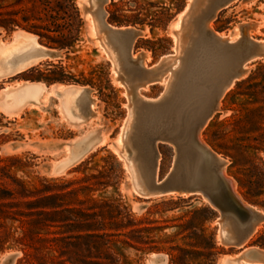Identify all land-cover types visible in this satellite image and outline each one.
I'll return each instance as SVG.
<instances>
[{
    "label": "rangeland",
    "instance_id": "1",
    "mask_svg": "<svg viewBox=\"0 0 264 264\" xmlns=\"http://www.w3.org/2000/svg\"><path fill=\"white\" fill-rule=\"evenodd\" d=\"M189 2L191 0H185L178 11L173 9L169 0H107L104 4L106 21L108 12L116 9L123 16L137 15L139 19L146 20L142 26H132L141 31V36L132 45L134 61L138 63L141 58L145 67L150 68L148 80L153 82L146 86L145 82L131 80L118 72L110 55L95 40L93 18L87 14L93 10L94 0H75L84 28L82 42L75 47L74 52L34 66L38 73L33 74L36 77L40 73L46 74L48 70L62 69L73 81L85 80L91 85L73 82L46 85L43 82L27 81L43 84L50 94L41 105H24L15 113L11 111L12 99L20 97L21 94L17 95V92L23 90L24 83H27L23 81L25 74L21 72L9 81L10 76L1 77L3 70L0 65V158H17L19 163H16L17 167L13 170L17 176L30 183H36L40 177L74 180L118 167L121 179L117 190L108 188L106 195L115 199L120 195L122 205L133 218H145L143 226L154 227L155 230L143 236L153 240L152 245L160 249L158 252H138L125 248L129 264H168V253L181 256V260L174 264H235L233 259L244 252L253 253L255 249L264 254V222L260 230L243 246L232 247L223 242L225 237L221 227H224L225 218L219 217L220 214L202 196L169 194L143 200L138 196H144L134 189L132 175L136 176V173L129 162L133 160V153L127 135L130 118L133 116L130 112L133 113V104L138 98L155 101L166 93L168 76L177 70H173L176 67L174 62H179L187 46L183 39L187 29L185 26L182 28L181 23L185 21L183 18ZM200 2L202 8H205L207 2ZM163 7L170 8L165 29L155 28L151 33L147 22ZM184 7L177 22L173 23L177 13ZM146 14L151 16L146 17ZM245 24L249 27L255 25L247 29V35L263 44L264 0H238L210 21L212 31L232 39L239 37L234 34L236 28ZM20 31L25 32L17 29L7 34L0 30V44H10L15 33ZM97 39L104 40V34H98ZM37 43L40 44L38 40ZM142 55H146V58ZM247 64L248 70L240 79H253L240 88L236 87L239 82L235 84L234 81L231 88L226 90L220 101V111L200 131L199 140L226 161L223 175L234 180V192L244 202L264 212V207L260 206L264 205V151L256 149L260 146L264 148V58L253 59ZM19 85H22L21 89ZM58 86L67 89L59 91ZM78 86L91 88V98L94 100L89 105L93 115L89 117L87 114L82 123L71 119V103L65 101V95L76 93ZM24 88H27V96H36L37 88ZM118 138L123 139L121 147ZM170 147L158 146L160 159L156 177H163L167 172L172 156ZM236 180H240L244 188L240 189ZM129 181L132 183L131 188ZM258 190L261 193L258 197L249 201L245 199L247 191L255 195ZM221 235L223 237L219 238ZM173 247L175 249L171 250ZM20 257L21 253L16 249L4 250L0 252V264H16Z\"/></svg>",
    "mask_w": 264,
    "mask_h": 264
},
{
    "label": "trees",
    "instance_id": "2",
    "mask_svg": "<svg viewBox=\"0 0 264 264\" xmlns=\"http://www.w3.org/2000/svg\"><path fill=\"white\" fill-rule=\"evenodd\" d=\"M184 1L169 0V4L178 11ZM169 10L163 7L152 15L147 22L151 33L155 28L165 29ZM107 21L116 27L146 22L137 15L123 16L119 9L109 11ZM83 28L75 0H0V30L31 33L41 45L62 49L66 56L82 42ZM22 73L23 80L46 85H91L85 80L73 81L62 69L36 77V67ZM252 79H244L236 87ZM260 147L256 149L264 151ZM16 163L19 160L15 157L0 158V252L18 250L21 257L16 264H129L125 248L160 251L152 245L153 240L143 236L155 228L144 227L145 218H133L120 195L116 199L106 195L108 188L117 190L121 179L118 167L74 180L40 177L30 183L17 176L13 170ZM236 182L244 188L240 180ZM260 194V190L255 195L247 191L244 197L249 201ZM168 256V264L181 260V256Z\"/></svg>",
    "mask_w": 264,
    "mask_h": 264
},
{
    "label": "bare ground",
    "instance_id": "3",
    "mask_svg": "<svg viewBox=\"0 0 264 264\" xmlns=\"http://www.w3.org/2000/svg\"><path fill=\"white\" fill-rule=\"evenodd\" d=\"M94 1L95 6L93 10L87 14L93 18V28L95 31L93 36L95 37V40H97L105 49V53L110 55L113 65L118 72L125 74L131 80L145 82L144 86L152 83V80H148L150 68L145 67V62H143L141 58L138 63H135L134 61L135 56L132 55V45L136 38L129 40L126 36L112 33L110 42H108L106 32L105 30H101V22H99L98 18L103 12V6L107 0H105V2H103V0ZM237 1L238 0H232L228 6ZM228 6H226V8ZM97 11L98 16L96 15ZM212 19L213 18L207 21L201 20V24L203 25V28L206 27L207 30L211 31L217 39L206 38L200 31L199 38L196 40L193 48L187 51L185 59H183V55L181 54L182 56L179 59V62L178 60L174 62L176 67H174L173 70H177L168 76L165 88L166 93L158 100L148 101L145 98H138L133 104V113L130 112V114L133 115L132 118H130L131 123H129V128L128 126L126 128L129 130V133L127 134L128 141L134 156L132 161L129 159L131 168L133 167V170L136 173V176L132 175L135 186L134 189L139 194L146 196L147 187L150 185L151 177L153 176V178H156L160 155L158 151L156 152L155 148L151 150L149 145L146 146V141H149L150 137L153 136H159L165 140H179L180 138L181 140L178 144H181L182 146L180 155L181 161H178L174 170V177L177 180L176 182L179 183L182 181L181 183H184V181H187V184L189 182L192 184L198 180L204 187L203 189L207 190L209 184L208 180H214V177L221 176L226 180V184L230 186V190L244 207L263 216V212L258 211L255 207L244 202L241 197L234 192V180L230 178L227 179L223 175L226 161L205 146L203 144L204 142L202 143L199 140L200 131L210 118L205 120L199 128H197V126L202 122L207 110L213 105L221 83L227 76L236 73L239 70L241 54L245 53L248 49L251 50V42L261 44L247 35V29H251V26L254 27L255 25H251L250 27L247 24L240 25L236 28L234 33L235 35H239V37L232 39L231 37H223V35L212 31L210 27V21H212ZM112 29L114 30L115 27L113 26ZM120 29L123 30L125 28L121 27ZM98 34H104V40H98ZM1 45L2 44H0V46ZM262 45L264 46V43ZM187 47L188 46H186V48ZM44 51V47L37 43L35 35L21 31L20 33H15L14 40L8 45H2V49L0 50V65L3 70L1 77L21 73L44 61H48L45 58H36L38 54H43ZM143 57L146 58V55ZM246 65L248 64H243L241 67L242 70H244L243 74L248 70ZM161 79L162 77L160 80ZM233 83L234 81L227 86L217 98L215 104L216 108L212 115L220 111V101L226 90L231 88ZM21 86L22 85H19L18 88ZM23 86L37 88V91L35 92L36 96H27L25 94L27 88L23 87V90L19 91V93L17 92V95L21 94L20 97L17 100H14L15 98L12 99L13 105L11 111L15 113H17L24 105L32 107L41 105L45 102V98L50 94L41 83L34 84L27 82L24 83ZM57 88L58 90L60 89L59 91L63 90V88L67 89L65 87L60 88V86ZM91 93L92 89L89 87L78 86L76 93L70 92L65 95L66 103L67 101H70L72 107V115L70 117L71 119H74L76 123H82L87 114L89 117L93 115V112L92 110L90 112L89 107L94 101L91 98ZM7 96H9L8 92ZM154 103L157 104L148 105ZM77 112L81 115H78ZM82 116L85 117L83 118ZM195 129H197V131H195ZM117 140L119 144L121 143L123 145L122 138H118ZM169 145H172L171 142H169ZM171 147L174 150V147ZM203 149L209 151V161L206 159ZM153 151L157 154V163L155 166H153L151 162ZM174 159L175 156L172 157V161H174ZM207 161L212 171L205 173L203 165H206ZM218 190H220V188L215 187V189L211 190L210 194L212 199L216 202H220L221 200L217 195ZM189 194L190 193L183 192L176 195ZM202 198H204L205 201L207 200L208 204L217 210L209 202L206 196H202ZM225 211L223 214H220L222 218H225L224 227H221L225 237L223 242L225 241L226 244L231 245L232 247L243 246L250 237H253V235L260 230L262 222H264V220L260 218H253L251 212L248 219L239 221L233 213L231 214ZM217 212L219 211L217 210ZM223 235L219 236V238L223 237ZM233 261L235 264H264V254L254 249L253 253L244 252L233 259Z\"/></svg>",
    "mask_w": 264,
    "mask_h": 264
},
{
    "label": "water",
    "instance_id": "4",
    "mask_svg": "<svg viewBox=\"0 0 264 264\" xmlns=\"http://www.w3.org/2000/svg\"><path fill=\"white\" fill-rule=\"evenodd\" d=\"M205 1L207 2V5L205 6V8H202V3L200 2V0H191L189 8H188V10L185 13V16L183 18V19H185V21H183L181 23V27L183 28L185 26V28L187 29V32L183 35V39L187 43V46H188L186 48V50L183 52V59H185V57L187 56V51L193 48L196 40L199 38V35H200L199 32L200 31H201V33H203V35L206 38L217 39V37L211 31L207 30L206 27L203 28V25L201 24V20L207 21V20L213 18L220 11L226 9V6H228V4H230V2L232 0H216V1L215 0L214 1L205 0ZM103 2H105V0H103ZM184 9H185V7L177 13L175 18L173 19V23L177 22L178 15L181 12H183ZM96 15L98 16V11L96 12ZM98 18H99V22H101V24H100V26L102 28L101 30H105V32H106V35H107L106 37H107L108 42H110L112 33H117L118 35L126 36L129 40L141 36V31L138 29H135L132 26H122L125 28L123 30L120 29L121 27L115 26V29L113 30L112 29L113 26L110 25L106 21V12L104 10ZM201 25H202V27H201ZM14 31H12V32H14ZM251 44H252L251 50L248 49L245 53L241 54V58L239 61V66H240L239 70L236 73H232L231 75L227 76L225 78V80L221 83L220 88L218 89L217 95L215 97V101H214L213 105L207 110V112L205 113V115L203 117L202 122L197 126V128H199V126L205 120H207L208 118H210V119L212 118V116H213L212 114L216 108L215 104H216L217 98L223 92V90L227 86H229L233 81L236 80L235 81V84H236L237 82H240L243 79V78L240 79L243 75V72H244V70H242V68H241L243 66V64H246L248 62H252V60L256 59V58H258V59L264 58V46L262 44H258V43H254V42H251ZM41 46L44 47L45 51L43 54H38L36 56V58H45L46 60L49 61V59L57 60V59H60L63 57L64 51L62 49H59L56 47H49V46H45V45H41ZM159 61H160V59L158 60V62ZM18 74H15L13 76L8 77V80L12 81V79L15 76H17ZM23 81H25V80H23ZM156 104L154 103V104H148V105H156ZM195 131H197V129H195ZM194 139H196V138H194ZM180 140H181L180 138H179V140H175V139L165 140V139L160 138L159 136H153V137H150L149 141L147 140L148 142L146 141V146L149 145L151 150L155 148L156 152L158 151L159 145H168L169 146V142H171V144H172L171 146L174 147V150L170 147L172 150V156H171L170 165H169L165 175L163 177H159V175H157L156 178H153V176H152L150 185L147 187V195L144 197L138 196L139 198H141L143 200H151L153 198L166 197V195H169V194H180L183 192H187V193H190L191 196H195V195L206 196L208 198L209 202L219 211V214H223L225 210H229L230 212H232L234 214V216L239 221H244L250 217V212H251L253 214V218H260V219L264 220V215L260 216V215L252 212L250 209H248L242 205V203L234 196L233 192L230 190V186H228L226 184V180L224 178H222L221 176L214 177V180H208L209 184H208L207 190L203 189L204 187L200 184V181H198V180L192 184H191V182H189L187 184V181H184V183H181L182 181L179 183L176 182L177 180L174 177V170H175V167H176L178 161H181L180 155H181L182 146H181V144L180 145L178 144L180 142ZM195 142H196V140H195ZM203 151H204V155H205L206 159L209 161V156H210L209 151L206 149H203ZM156 152L153 151V155L151 156V162H152L153 166H155L157 163ZM173 156H175L174 161H172ZM208 161H207L206 165H203L205 173H207L208 171H212V169L208 165ZM170 168H171V170H170ZM129 185L131 188L132 183L130 181H129ZM215 187L220 188L219 198L221 199L220 200L221 204H220V202H216L215 200H213L211 195H210L211 190L215 189ZM199 194H201V195H199ZM249 205L253 206L251 204H249ZM253 207H255V206H253Z\"/></svg>",
    "mask_w": 264,
    "mask_h": 264
},
{
    "label": "crops",
    "instance_id": "5",
    "mask_svg": "<svg viewBox=\"0 0 264 264\" xmlns=\"http://www.w3.org/2000/svg\"><path fill=\"white\" fill-rule=\"evenodd\" d=\"M23 72H24V71H23ZM34 84H38V83H34ZM45 88H46V87H45ZM46 90L49 91L48 88H46ZM209 206H210V205H209ZM210 207H211V206H210ZM255 208H256V207H255ZM213 209H214V208H213ZM256 209H257V208H256ZM214 210H215V209H214ZM257 210H258V209H257ZM216 211H217V210H216ZM225 212H229V213L232 214V212H230L229 210H228V211H225ZM261 212H262V211H261ZM218 213H219V212H218ZM263 213H264V212H263ZM220 217H221V216H220ZM221 218H222V217H221Z\"/></svg>",
    "mask_w": 264,
    "mask_h": 264
}]
</instances>
